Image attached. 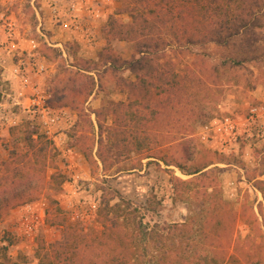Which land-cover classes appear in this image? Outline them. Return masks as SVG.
<instances>
[{
    "label": "rangeland",
    "instance_id": "1",
    "mask_svg": "<svg viewBox=\"0 0 264 264\" xmlns=\"http://www.w3.org/2000/svg\"><path fill=\"white\" fill-rule=\"evenodd\" d=\"M65 1L0 0V43L6 48L10 42L17 46L13 51L5 49L0 56V78L10 84L9 67L20 62L28 69L31 81L48 95V104L57 116L47 132L38 120L15 107L12 111L18 123L0 124V165L11 159V151H29L27 133L36 147L46 144L48 150L37 198L0 211V264H41L39 258L67 231L99 236L103 218L98 210L105 208L106 201L109 206L121 200L129 202L131 208H138L136 218L148 227L183 222L190 203L174 197L171 178L187 181L195 175L187 171L204 162L203 170L214 171L209 178L216 191L212 202L218 208L213 229L217 236L228 227L231 242L238 244V249H229L223 264H264V199L257 185L264 183V135L257 134L264 107V4L250 29L235 37L232 46L222 47L213 41L177 42L167 37L169 44L153 51L162 58L161 65L166 68V62L174 63L178 73L195 76L205 88L196 92L192 109L185 110L177 124L159 121L157 127L152 125L150 130L158 133L159 154L167 163L130 151L106 155L103 165L99 140L108 143L106 127L113 125L107 101L132 103L133 110L137 107L147 113L145 102L150 100L153 105L164 96L156 95L153 89L144 95L137 89L129 99L116 79L123 76L136 83V76L122 69L114 72L109 61L98 58L104 47L121 59L138 57L133 40L105 35L109 16L125 24L131 22L130 0H82L88 2L87 11L72 18L64 14ZM6 18L14 24L9 36L2 25ZM30 40L37 44L32 51ZM230 58H235V64ZM38 63L44 65L39 73L35 71ZM76 80L84 86H76ZM220 116L236 122L234 135L203 139L202 127ZM184 127L189 130L184 131ZM179 163L187 171L177 167ZM190 186L195 189L198 184ZM211 191L208 187L207 192ZM27 203L42 213L41 222L30 233L24 230L21 219Z\"/></svg>",
    "mask_w": 264,
    "mask_h": 264
},
{
    "label": "trees",
    "instance_id": "2",
    "mask_svg": "<svg viewBox=\"0 0 264 264\" xmlns=\"http://www.w3.org/2000/svg\"><path fill=\"white\" fill-rule=\"evenodd\" d=\"M130 2L131 22L125 24L109 16L105 35L133 40L138 57L121 59L104 47L98 58L109 61L114 72L122 69L136 76V83L123 76L116 79L121 90L127 91L129 99L137 89L144 95L153 89L156 95L164 98L153 105L147 100L143 105L147 113L140 112L137 107L133 110L132 103L107 101V114L113 116V125L106 127L108 143L102 144V138L99 140L98 155L103 165L106 155L114 157L130 151L167 163L164 155L159 154L158 133L150 130L152 125L157 127L155 123L159 121L177 124L179 116L192 109L196 92L202 86L205 88L195 76L178 73L174 63L166 62L165 68L160 63L162 58L153 51L165 48L170 41L167 37L177 42L182 39L188 43L213 41L222 47L232 46L235 37L250 29L252 20L260 15L264 4V0ZM234 59L230 58L229 62L235 64ZM76 86L82 88L84 83L77 82ZM195 86L199 88L195 89ZM69 90L72 93L73 89ZM183 130L187 132L189 129L184 127ZM102 132L103 129L100 134ZM187 140L185 142L189 144L191 140ZM26 141L29 151L19 154L11 151V159L2 161L0 165V211L18 202L35 200L37 191L43 187L47 145L36 147L31 133H27ZM34 156L37 158L33 159ZM176 165L186 169L180 163ZM206 165L204 162L192 166L189 171L185 170L195 174L187 181L175 176L171 178L174 197L190 203L189 214L183 222L148 227L136 218L138 208H131L129 202L121 200L109 206L106 201L105 208L98 210L103 218L99 236L84 237L75 230L67 231L62 240L55 242L51 251L43 254L39 261L41 264H223L229 249H238V244L231 242L228 227L219 230L221 232L217 236L213 229L212 221L218 208L212 202L216 191L209 178L214 171L203 170ZM20 172L24 173V177L20 176ZM191 183L198 184V187L194 189ZM257 185L264 199V183L259 181ZM208 187H212L211 192H207ZM30 189H35L36 193H29ZM232 215L233 221L235 214ZM5 261L9 262L7 258Z\"/></svg>",
    "mask_w": 264,
    "mask_h": 264
},
{
    "label": "built area",
    "instance_id": "3",
    "mask_svg": "<svg viewBox=\"0 0 264 264\" xmlns=\"http://www.w3.org/2000/svg\"><path fill=\"white\" fill-rule=\"evenodd\" d=\"M66 1L67 5L65 6L64 14L69 18H72L75 3L72 0ZM52 10L53 13H57L56 1L53 2ZM95 14L98 15V12ZM2 25L5 30H7V36H9L14 27L13 21L9 18L3 19ZM29 42L32 51L37 44L34 40H30ZM16 47V44L13 42H10V46L7 48L0 43V56L2 55V52L4 53L5 49L13 51ZM43 69L44 65L42 63L36 64L35 71L37 73L41 72ZM8 74V81H10V84L7 85L3 78H0V124L9 126L16 125L18 123V118L16 113L12 111V108L18 107L31 118L38 120L46 131L49 132V127L55 123L57 116L48 104V95L42 91L40 86L31 81L28 69L20 62L13 63L9 67ZM262 109L260 117L263 119L257 124V134L261 136L264 135V117H262L264 114V107ZM236 127V122L229 116L213 117L202 127L201 137L203 139L211 137L212 135L227 137L231 134L234 135ZM41 218L42 213L40 208H35L33 203H27L24 205L21 219L22 226L27 233H30L35 225L41 222Z\"/></svg>",
    "mask_w": 264,
    "mask_h": 264
},
{
    "label": "crops",
    "instance_id": "4",
    "mask_svg": "<svg viewBox=\"0 0 264 264\" xmlns=\"http://www.w3.org/2000/svg\"><path fill=\"white\" fill-rule=\"evenodd\" d=\"M72 1H74V3H75V6H74V10L76 11V13L77 12H79V13H72L73 15H78V17H80V15H82V12H85V11H87V8L86 7H88L87 6V4H88V2L87 1H82V0H72ZM67 5V1H65V3H64V6H66ZM98 7V6H97ZM64 9V8H63ZM91 10H93V9H91ZM2 38V37H1ZM3 53V52H2ZM7 61V60H6ZM5 61V62H6Z\"/></svg>",
    "mask_w": 264,
    "mask_h": 264
}]
</instances>
